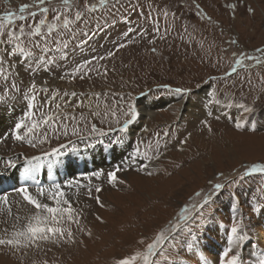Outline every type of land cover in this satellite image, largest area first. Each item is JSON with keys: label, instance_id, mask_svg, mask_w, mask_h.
I'll return each mask as SVG.
<instances>
[{"label": "rangeland", "instance_id": "374dc122", "mask_svg": "<svg viewBox=\"0 0 264 264\" xmlns=\"http://www.w3.org/2000/svg\"><path fill=\"white\" fill-rule=\"evenodd\" d=\"M24 4L33 6L20 12ZM41 7L49 12L40 13L34 0H0V26L16 34L24 29L15 41L17 55L5 58L8 81L0 75V94L8 89L16 96L10 101L26 106L22 114L28 126L31 118L45 114L55 124L23 141L7 136L0 140V155L24 158L68 141L77 146L102 139L79 136L87 137L93 123L105 132L119 128L131 104L138 118L120 133L147 159L121 167L114 183L103 173L82 188L65 190L71 192L73 219L65 215L57 225L64 236L50 234L30 247L0 245V264H114L118 257L146 250L159 234L166 239L154 257L158 264H220L233 217L251 237L241 242L246 264L264 260V212H253L264 209V172L250 171L264 164V0H69L68 5L46 0ZM57 12L71 23L53 29L54 39L45 45L49 51L42 53L30 41L41 42L43 36L27 34L40 19L60 24ZM40 55L55 63L33 73L28 65L37 67ZM92 57L97 59L73 75L76 65ZM33 81L38 86L47 81L48 91L38 90L29 101L24 94ZM176 88L198 90L179 94ZM30 102L43 107L30 108ZM142 104L149 106L146 113ZM45 131L48 140L40 143ZM216 183L226 188L203 210L205 224L194 227L192 218Z\"/></svg>", "mask_w": 264, "mask_h": 264}, {"label": "snow or ice", "instance_id": "6c2138e0", "mask_svg": "<svg viewBox=\"0 0 264 264\" xmlns=\"http://www.w3.org/2000/svg\"><path fill=\"white\" fill-rule=\"evenodd\" d=\"M46 0H34L35 6L38 8V11L40 13L46 14L49 12L48 7H41L44 5ZM105 0H100V3L103 4ZM63 3L65 5L69 4V0H63ZM33 5L24 4L20 6V12H24L26 9L32 7ZM95 8V5L92 6ZM232 7H235L233 5ZM52 11L56 12V9H52ZM31 17H35L37 15L36 11H32L29 13ZM12 13H8V17L11 18ZM76 20H79L81 18V13L77 12L75 14ZM21 20L27 19L26 16H20ZM55 20L60 21V24L55 23H47L46 19H40L35 26L34 31L29 32L28 36H35L36 34H41L43 36V41L37 42V41H30L32 43L34 48H39L42 53L48 52L49 49L45 47V45L48 43L49 40L54 39L52 36L53 29L56 28H67L71 21L68 18V15L65 14L61 16L58 12L57 15L54 17ZM47 23V34L42 33V26L46 25ZM132 32V29L129 28L127 32L124 33V36L127 37L129 33ZM63 33H61L62 35ZM24 35V29L23 27L20 28V33L16 34L13 31H7L5 32L3 26H0V46L5 47V51L3 53H0V75L4 76L5 82L8 81V76L6 74V67L7 64L6 57H15L17 55V52L20 50L19 44L15 43V41H18L20 39V36ZM125 45L120 44L119 47H124ZM64 47L66 48L67 45L65 44ZM155 51V49H153ZM113 52H108L107 56H112ZM250 59H253L252 57H249ZM65 59L67 57L65 56ZM97 57H92L91 60H84L80 64L76 65L73 70V75L76 73L81 72L82 69L87 68L93 60H96ZM99 59H104V57H99ZM34 62L36 63L37 67L33 68L31 64L28 65V69L32 71L33 73H36L40 70V67L43 66L45 70H48V66L55 63L52 59H46L44 55H40L35 58ZM237 63H240V61H237ZM12 65H8V67H11ZM235 71V69H233ZM63 79V77H61ZM83 79V76L81 77ZM47 81L44 82L43 85L38 86L35 81L32 82L31 87L29 89V93L24 94V98L29 101L35 100V94L37 91H48V88L46 87ZM164 88H168V85H163ZM11 90L13 93H18L20 91L19 88H17L15 83L11 84ZM175 92L181 93L186 92V89L176 88L174 89ZM73 96L76 95L75 92L72 93ZM211 95V93H209ZM16 99L15 95H9L8 89H3V94H0V103H5L9 100ZM28 107H43V105H34L31 102L29 103ZM93 115H100L99 112L93 113ZM115 115V113H113ZM126 118L123 120L122 125L116 129L109 127L108 131L105 132L102 128L97 127L95 123L92 124L91 128L89 129V134L87 137L79 136V139L86 140L95 138L97 136L99 137H106L108 133L110 132H125L128 130L129 126L138 118V111L136 106L129 104L127 111L124 113ZM49 123L55 124V120L52 117L47 116L46 114L41 116L40 120L31 119V126H28L24 123L23 120L20 122L15 123L12 136L14 139L18 141H23L26 139L29 134L33 133L36 129L43 127L44 125H48ZM118 123H120L118 121ZM206 123V122H205ZM237 127H240L239 122H237ZM24 130V134H20V130ZM63 134L67 136L69 133L67 131V128L65 127L63 129ZM77 132L74 129L72 132V135H76ZM48 140L47 132H44V139L40 140V143H44ZM100 143H103V141H99ZM29 143L32 144L33 147H35V144H33L32 140L29 139ZM123 143V137L117 136L114 140L109 141V147H111L113 144H121ZM68 145H71L70 151H77V147L74 142L68 141ZM68 145L60 144L57 147H52L48 151H43L39 155H34L30 157H25V161L27 164L25 175L29 177L34 178V173L39 171L41 167L44 166L45 161H47V166L49 168L53 167L57 163L58 158L65 155V152L63 149H65ZM86 147L90 145H85ZM57 158L54 160L53 158ZM119 169H117L118 171ZM252 172H264V164H255L250 169ZM108 179L110 183H114L117 180L116 172H109ZM246 176L247 173H244ZM243 179V176L241 177V180ZM65 185L69 189H71L74 186L73 180H67L64 182ZM76 184L79 182L76 181ZM230 183H237V181H232ZM39 185V182H37ZM226 185L223 183H216L212 186V190L203 197V204L200 206V211L197 212V215L192 218L193 226H203L205 224V221L207 217L203 216V210L205 208L211 207V204L215 201L213 200V197L218 198V194H222L221 190L225 189ZM15 192L22 194L23 200L27 202V204L32 205L34 209L36 210L33 214L28 215L26 217H21L19 214H13V224H12V231L9 238H0V245H8L13 247H30L33 244L37 243L38 241L48 240L51 235H59L60 237H63L65 234V229L62 227H58V224L63 223L65 215L67 216L68 221H72L73 219V208H72V198H71V192H66L65 188L62 187L61 183L53 182L48 187L44 186H37L35 188V194L29 190V186L27 183L20 186L19 188L14 189ZM97 192H100L101 189L99 187L96 188ZM231 195H234V193H230ZM40 197H45L47 200H52L55 202V206H51L49 203L43 202ZM97 202L99 203V197H97ZM0 205H8V196L7 194L0 196ZM66 205V207L64 206ZM9 214H12V209L9 206L8 208ZM253 212H264V209L262 208H253ZM183 219V217H182ZM0 224L7 225L8 222L6 220L0 221ZM3 232L5 236H8L9 228L4 227ZM243 232V234H241ZM229 246L223 250L222 254L220 255V264H246V262L242 258V248H241V242L242 241H249L251 240V237L248 235L246 231L242 228V225L240 221H238L235 217H233V222L229 229ZM67 235L69 237L72 236L71 231L67 232ZM191 235V232L189 233ZM165 237L162 234L157 235V237L152 240L151 243H148L146 246V250L144 251H134L132 254L118 257L114 260V264H158L157 260L154 259V257L157 255V249L159 246L164 244ZM174 240L175 237H172ZM260 239L259 233L257 234V240ZM197 242H192V247H196ZM233 248L236 249L235 254L229 255L233 251ZM162 250V249H161ZM180 248L177 246L176 251L177 255H179ZM169 260L172 259L171 257L168 258ZM167 264V261H166ZM174 264V261H173ZM204 264H208V261H205ZM259 264H264V260H261Z\"/></svg>", "mask_w": 264, "mask_h": 264}, {"label": "bare ground", "instance_id": "6f19581e", "mask_svg": "<svg viewBox=\"0 0 264 264\" xmlns=\"http://www.w3.org/2000/svg\"><path fill=\"white\" fill-rule=\"evenodd\" d=\"M146 106H148V105H143L141 111L148 109L149 106L147 108H146ZM144 113H146V112H144ZM12 115H15V114H12ZM10 133L12 135V132H10ZM262 147L264 148V146H262ZM21 159H23V158H21ZM16 160H18V159H15L14 161H16ZM0 161H2V160H0ZM3 162H4V164H9V162L7 160L6 161L3 160ZM2 169L3 168L0 167V170H2ZM65 190H72L73 191L74 189L71 188V189H65ZM80 190H82V189H80ZM31 192H33V194H35V190H32ZM7 196H8V205H0V221L6 220L8 222V224L7 225L0 224V238H9L10 237L11 231L13 230L11 227L13 224V214H19L23 218V217H26L28 215L33 214L36 211L32 205L27 204V202L23 200V197L21 195H19V193L8 194ZM40 199L43 202L49 203L51 206H53L54 201L47 200L45 197H40ZM9 206L12 209V214H9V212H8ZM4 227L9 228L8 236H5V234L3 232Z\"/></svg>", "mask_w": 264, "mask_h": 264}]
</instances>
